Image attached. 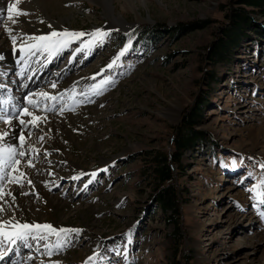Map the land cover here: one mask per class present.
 <instances>
[{"label":"rangeland","instance_id":"rangeland-1","mask_svg":"<svg viewBox=\"0 0 264 264\" xmlns=\"http://www.w3.org/2000/svg\"><path fill=\"white\" fill-rule=\"evenodd\" d=\"M235 1L0 0V84L16 80L0 92L15 91L22 104L11 113L21 127L12 145L19 172H0V222L80 230L33 229L13 247L0 236V264H171L175 226L155 206L150 154L172 153L205 92V139L175 168L176 260L264 264V16L255 17L263 32H250L259 41L233 64L208 59ZM64 29L86 35L58 49L28 47V37ZM96 29L108 35H88Z\"/></svg>","mask_w":264,"mask_h":264},{"label":"trees","instance_id":"trees-1","mask_svg":"<svg viewBox=\"0 0 264 264\" xmlns=\"http://www.w3.org/2000/svg\"><path fill=\"white\" fill-rule=\"evenodd\" d=\"M230 11L227 16L229 22L222 30L220 37L209 48L208 59L213 66L222 63L233 64L239 49L247 41L253 39L259 41L250 32H263V29L258 27L255 17L256 15L264 16V0H236ZM213 75L208 77V82L214 81ZM205 93L201 94L202 97L197 106L184 115L177 127L173 136L172 153L150 154L149 168L154 182L155 206L162 212L163 218L175 226L171 234L175 242L173 252L175 258H172L171 264H179L176 256L183 243L180 225L181 195L175 184V168L180 166L181 158L185 153L193 151L198 143L205 139V132L199 128L203 120L202 112L210 96L207 92Z\"/></svg>","mask_w":264,"mask_h":264},{"label":"snow or ice","instance_id":"snow-or-ice-1","mask_svg":"<svg viewBox=\"0 0 264 264\" xmlns=\"http://www.w3.org/2000/svg\"><path fill=\"white\" fill-rule=\"evenodd\" d=\"M15 9L14 4H9L8 5V16L11 17L13 10ZM17 15H27V12H23L20 10H17ZM15 22V21H13ZM6 31H8L10 34L12 32L11 28H8L5 25ZM86 35L84 32H75V31H69L67 29H64L62 31H50L47 34L44 35H39V36H31L28 37L30 40L34 41V44L28 45V47H44L48 49H58L59 47L62 46H67L71 40H78L80 37ZM92 36L93 38L100 39L103 38L104 36H107L108 33L106 31H102L101 29H96L93 33L88 34ZM11 39L13 43H15L17 37L15 35L11 36ZM127 45L125 46L124 49H121L120 54L122 55L123 52L127 49ZM79 51V49H77ZM2 58V57H0ZM115 63V61H113ZM112 65L109 64L108 67H111ZM102 83H107V81H103ZM54 86V85H53ZM44 96H47V93H43ZM31 102V101H30ZM27 112V109L24 110ZM29 116H32V113H27ZM7 121L10 122V119L7 117H4ZM40 119V117H33V120L28 121V123L35 124V121ZM21 124H25L24 120L20 121ZM7 133L3 132L0 133V137L6 136ZM24 136L21 134L20 136V141L23 143ZM5 153L7 154V159H5ZM20 156L24 155L23 151L19 152ZM17 156V150L14 146L8 145L6 147L0 148V172L3 171L5 167L15 169V171L19 172V169L16 167L20 161L16 159ZM261 167H264V165H261ZM21 176L23 173L20 174ZM16 183H20V178L16 177L15 178ZM264 183V182H262ZM253 191H256V188H253ZM257 195H260V193H257ZM2 210V209H0ZM264 215V213H262ZM35 230H47L52 233H67L68 231H80L79 229H56L53 228L52 225L45 224V225H32V224H20L19 222H14V221H9V222H0V236H2L4 239L10 240L13 243L17 239H24L26 236L31 234V231Z\"/></svg>","mask_w":264,"mask_h":264},{"label":"bare ground","instance_id":"bare-ground-1","mask_svg":"<svg viewBox=\"0 0 264 264\" xmlns=\"http://www.w3.org/2000/svg\"><path fill=\"white\" fill-rule=\"evenodd\" d=\"M42 2V1H41ZM40 3V2H39ZM5 46V45H4ZM4 46L3 45H0V57H5V56H3V55H6L7 53H6V51H5V48H4ZM10 55V54H9ZM1 59V58H0ZM0 64H1V62H0ZM4 64V63H3ZM7 64V63H6ZM9 68V67H8ZM8 68H6V70H8ZM2 72V71H1ZM3 74V73H2ZM14 81H16L15 80V78L14 77H10V76H7V77H5V79H4V84L3 85H1L0 84V90H3V88L5 87V83H8V84H11V83H13ZM8 84H6V85H8ZM11 86V85H10ZM14 90H16V87L14 86ZM10 92H8L7 94H6V96H3L2 95V92H4V91H1L0 92V113L3 115V117H7V118H9L10 119V122L9 121H7V123L4 125V126H1L0 127V133H3V132H6L7 133V135L6 136H3V137H0V148H2V147H6V146H8V145H13V139H14V136L16 135V134H18V132L19 131H21V127L19 126L20 124H18L19 122L16 120V118H14L12 115H11V113H12V110L13 109H16L17 108V106H18V108H21V103L15 98V96H12V95H14V94H16V92L15 91H11V90H9ZM14 98V99H13ZM1 111H3V112H1ZM0 120H3V119H0ZM37 122V121H36ZM19 151V150H18ZM6 154V153H5ZM6 157V156H5ZM7 168V167H6ZM5 169V168H4ZM7 170V169H6ZM4 171V170H3ZM2 176V175H1ZM2 183V182H1ZM3 184V183H2ZM1 187V186H0ZM231 215V214H230ZM228 217H229V215H228ZM232 217V216H231ZM10 221H14V222H18L17 220H10ZM33 225V224H32ZM260 239V240H259ZM258 240L259 241H264V237L263 238H260V237H258ZM10 244V243H9ZM20 245V243H19V239H17L14 243H11V246L13 247V246H19ZM9 249H11L12 250V252H11V250H10V252H7V251H9L8 249H7V253H8V255L10 254H13V252L15 251L16 252V250L15 249H13V248H9ZM19 252H21V248H20V250H18ZM5 254V253H4ZM3 256H5V255H3ZM12 256V255H11ZM0 257H1V255H0ZM7 257H10V256H7ZM1 259V258H0ZM2 259H5V258H2Z\"/></svg>","mask_w":264,"mask_h":264}]
</instances>
